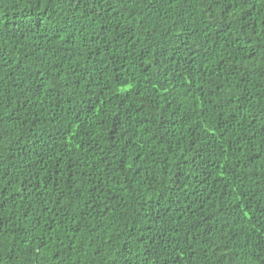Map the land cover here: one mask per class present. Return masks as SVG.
<instances>
[{
	"label": "trees",
	"instance_id": "obj_1",
	"mask_svg": "<svg viewBox=\"0 0 264 264\" xmlns=\"http://www.w3.org/2000/svg\"><path fill=\"white\" fill-rule=\"evenodd\" d=\"M0 264H264V0H0Z\"/></svg>",
	"mask_w": 264,
	"mask_h": 264
}]
</instances>
